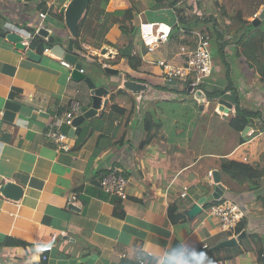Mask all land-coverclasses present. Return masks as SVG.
<instances>
[{"label": "crops", "instance_id": "obj_1", "mask_svg": "<svg viewBox=\"0 0 264 264\" xmlns=\"http://www.w3.org/2000/svg\"><path fill=\"white\" fill-rule=\"evenodd\" d=\"M68 1L0 0V264H43L38 247L46 245L53 251L44 264H140V259L163 264L178 245L206 253L213 264H259L257 252L264 245V20L248 34L245 46L218 41L216 51L212 48L215 68L200 88L230 87L228 92L237 93V104L255 113L249 126L254 134L245 138L243 131L229 125L236 106L226 114L208 97L203 111L197 112L194 92L179 82L166 84L156 64L162 59L181 65V46L194 47L196 33H206L210 22L196 26L188 21L177 26L175 21L170 41L176 43L169 48L162 43L158 47L162 55L153 57L148 49L144 52L146 46L138 43L135 32L125 36L124 26L114 18L132 9L136 14L133 24L140 34L141 23L153 22L148 19L149 11L163 9H151L152 0L136 1V5L133 0H90L78 23L74 51L81 55L78 62L84 73L97 87L109 90L103 97L109 102L82 123L80 134L71 135L72 148L63 151L46 133L52 126L63 125L60 116L72 101L91 108V89L84 80L73 79V70L61 63L64 59L45 50L37 54L31 41L42 21L39 14L46 9L49 37L60 38L59 45L68 48L72 34L61 13ZM197 1L206 8L207 19L215 16L219 21V33L229 30L225 20L236 17L242 5L240 0ZM258 1L246 0L242 19L254 21ZM41 4L44 8L39 9ZM165 10L176 16L173 10ZM12 32L26 41L29 38L25 50L7 39ZM130 35L132 57L142 56L139 68L127 62L130 57L116 56ZM30 50L39 57H30ZM98 62L103 68L118 69L114 75H120L121 82L106 73L92 76L86 63L97 67ZM126 76L147 85L143 95L123 87ZM176 92H189L184 102L191 105L187 113L188 121L192 120L186 127H178L175 118L169 120L172 108L166 104ZM112 105L134 108L133 123L127 126L125 118L119 120L109 109ZM148 113L154 117L151 131L144 122ZM197 115L198 124L191 126ZM150 134L154 138L144 145ZM114 166L126 171L127 199L101 186L103 176ZM215 171L226 187L220 199L212 197L215 185L209 173ZM6 183L23 188L19 199L4 194L1 188ZM184 186L186 200L180 197ZM202 197L207 199L201 215L193 221L171 222V205L180 204L185 210ZM219 200L237 203L245 211L246 242L244 237L237 246L215 248L238 236L222 230L208 213L209 205ZM204 244L209 248L203 249Z\"/></svg>", "mask_w": 264, "mask_h": 264}, {"label": "built area", "instance_id": "obj_2", "mask_svg": "<svg viewBox=\"0 0 264 264\" xmlns=\"http://www.w3.org/2000/svg\"><path fill=\"white\" fill-rule=\"evenodd\" d=\"M136 1L142 0H135V2ZM173 11L175 12V10ZM39 15L42 19L39 29L45 28L46 24L44 20L47 14L42 11ZM255 17H258V15L256 14ZM175 25H180L179 19L176 20ZM173 30L174 26L166 22H143L140 25L141 39L149 52L155 51L162 43L168 42ZM210 40L211 38L207 33L197 32L194 47L183 45L180 48L179 55L183 59L181 65H174L162 59L157 60L156 64L161 69V74L165 83L173 86L179 82L184 85L183 87L185 89H188L190 85L195 89L203 87L215 68ZM25 43L27 44V41ZM45 52L50 53V48L45 49ZM61 63L70 70H74L75 68L74 65L67 61L62 60ZM80 72L84 73V69L81 68ZM81 109L82 106L79 102L72 101L69 107L60 116L63 125L59 127L52 126L47 131L46 138L53 143L58 150L69 151L72 148L70 132L75 129L74 120L81 114ZM253 134L254 131L251 129L247 133L249 137H252ZM125 173L126 171L122 166H114L108 169L101 180V186L104 191L109 194L118 195L121 199H127L129 180ZM212 174V172L209 173L211 180H213ZM187 196V186H184L180 197L186 200ZM76 199L77 195L74 194L70 201L74 203ZM208 213L217 219L222 230L233 232L246 216L245 211L237 203L231 201L219 202L212 206ZM202 248L207 249L209 245L204 244ZM38 251L41 255V261L44 264L49 260L53 247L50 245L39 246ZM139 263L153 264L146 259H140Z\"/></svg>", "mask_w": 264, "mask_h": 264}, {"label": "water", "instance_id": "obj_3", "mask_svg": "<svg viewBox=\"0 0 264 264\" xmlns=\"http://www.w3.org/2000/svg\"><path fill=\"white\" fill-rule=\"evenodd\" d=\"M90 0H69L68 4L61 9V13L65 16L66 24L68 28L71 31L72 37L69 39V45L68 48L65 49L59 44H55L51 48V52L56 55L57 57L66 60L67 62L71 63L75 66L72 77L76 81H85L89 88L91 89V98H92V107L86 108L83 107L81 109V114L77 116L74 120V127L75 130L71 131V135H79L81 131V125L83 122H85L87 119H90L94 117L98 111L102 108L105 109L106 105L108 104L109 100L105 99L103 101V97L105 95L109 94V90L105 87H97L95 81L86 75L85 73H81L80 69L82 68V64L78 62L79 56L74 51V37H77L78 35V23L80 19L82 18L83 12L88 6ZM264 20V8L260 11V14L258 17H256L253 21L255 26H258L261 21ZM38 35L43 36L45 38L49 37L50 31L48 28H41L39 29ZM7 39L14 43L18 49L25 50L27 45L25 44V37L21 34H18L16 32L9 33L7 35ZM29 41V38H27ZM106 49H104L103 54H106ZM30 57L38 58L39 56L35 53H33L31 50L27 52ZM121 55L124 57H132L133 55V36H129L128 43L125 47H121L118 52L116 53V56ZM104 71L106 74L114 75L118 74L119 70L114 69L109 66L104 67ZM123 87L135 94H141L143 95L147 85L143 83H139L135 80H133L131 77L126 76ZM189 92H194V98L199 104V112L201 113L204 109L205 102L208 99L207 94L203 89H195L192 85L188 88ZM237 93L235 91L226 92L224 94H221L217 101V107L219 110L224 111L226 114H228L234 106L238 103ZM250 130V127L247 126L244 131L243 135L247 136L248 131ZM213 184L215 185L214 193L212 194V197L215 199H220L223 193L226 191V187L222 183L221 175L218 171H215L213 174ZM1 190L4 192L6 196H11L15 199H19L20 196L23 193V188L19 186L16 183H6ZM206 197H202L199 199L198 202L192 204L189 208L184 210V214L186 215L187 219L189 221H193L196 219L199 215L203 212V205L206 201ZM247 235L246 231H243L240 235L237 237H233L231 239H228L226 241H223L215 248H224V247H234L237 246L239 241H241L245 236Z\"/></svg>", "mask_w": 264, "mask_h": 264}, {"label": "trees", "instance_id": "obj_4", "mask_svg": "<svg viewBox=\"0 0 264 264\" xmlns=\"http://www.w3.org/2000/svg\"><path fill=\"white\" fill-rule=\"evenodd\" d=\"M152 1L154 2V4L151 6V9H154V10L163 9V10H165L168 8L171 10H175V14H176L177 18L179 19V21L181 23H183L185 25L188 24V21L193 22L196 26H199L201 24H205V22H210L208 24L207 28L205 29V31L210 36L211 40L215 39L219 42L226 41V43H229V44H231V43L241 44L242 43L243 46H245L246 45V42H245L246 37L248 36V34L250 32H252V30H254L253 21H249L248 19H242L241 18L242 15H244V13H245L244 8H243L244 7L243 4H245L246 0H240L242 5H240V7L238 8V14L236 15V17H232L228 20H225L226 24H229L230 26L228 27L229 30L223 31L222 33H219V31L216 29L217 23L219 21L217 19H215V16L214 17L211 16V18L207 19L206 18L207 17L206 16L207 15L206 8H204V9L201 8V6L197 2V0H188L183 5H180L179 0H152ZM133 2L135 5L137 4L135 2V0H133ZM263 5H264V0L258 1L257 5H256V9L253 12L254 16L256 15V12H258L260 7ZM40 7H43V5L42 4L39 5V9H40ZM222 9L225 11L227 9V7L222 6ZM42 10L44 12H47L46 9H42ZM59 16H61V15H59ZM135 18H136L135 12L132 9H128L123 17L114 18V21H115V23H118V24H121L122 26H124L123 33L125 36H128L130 33H134L137 30V26H135L133 24ZM129 21L131 23L128 24ZM0 34L2 35L1 31H0ZM225 34L228 35V37L225 36ZM47 39L48 40H46L45 37L37 34L36 38L31 41V49L36 50L37 54H43L45 48L53 47L55 44H59L61 42L60 38H58V37H47ZM43 42H45V44H43ZM142 45L144 46L143 41H142ZM223 47H224V45H221L220 48L223 49ZM144 52L147 53L146 47H145ZM76 54L79 56L78 53H76ZM129 60H130V65L133 68H139L142 64V56L141 55H136V56L130 57ZM97 64H98L97 65L98 67H101V69H103V67H102L103 64H101L99 62ZM115 76L118 78L117 82L120 83L121 82V76L120 75H112V77H115ZM231 89L232 88L227 87L226 90L225 89L221 90L220 95L228 92ZM213 93L214 94H212L211 97H209V95H207L211 100H214L216 98L215 92H213ZM109 109L117 115V118L119 120L122 118H125L127 126H128V124H131V122L133 123L134 114H135L134 108L132 110H126V109L119 107L118 105H112L109 107ZM103 116H105V115H103ZM252 116H255V113H252L251 111H249V110H247V109H245V108H243L237 104L235 115H234V117H231V119L229 121V125L233 129H235L236 131H238L240 133V132L244 131V129L247 126L252 125V123H251ZM144 122L148 128L150 127L149 131H151V129H152L151 127H154V125H155L153 115L148 113L144 118ZM149 136H150V138H148L144 142V145L147 144L148 142H150V140L152 138H154V135L150 134ZM81 144H83V143H81ZM219 202H221V200L214 202L212 206L218 204ZM209 206H210V208L212 207L211 205H209ZM119 214H121V213H119ZM168 216H169L171 222L174 224L187 220V217L184 214V209L182 206H180V204L171 205L169 210H168ZM245 230H246V223H245V220H242L240 222V224L236 227L233 234L239 235ZM248 239H249V236L245 237L243 239V241L246 242ZM261 241H263V239ZM236 248L238 249V247H236ZM238 250H240V249H238ZM257 257H258V263L264 264V245H263V243L261 244L260 249L257 252Z\"/></svg>", "mask_w": 264, "mask_h": 264}, {"label": "rangeland", "instance_id": "obj_5", "mask_svg": "<svg viewBox=\"0 0 264 264\" xmlns=\"http://www.w3.org/2000/svg\"><path fill=\"white\" fill-rule=\"evenodd\" d=\"M49 1H52V0H49ZM166 15H168V17ZM147 16H148V19L153 21V22H167L169 24H173L177 20V17L174 16L173 12L168 11V10H163V11H159V12L149 11ZM253 26H255L254 23H253ZM203 32H204V30H203ZM134 35H135V38L138 41V43L142 44V39H141V35L139 34V29L134 33ZM174 37L178 38L179 35L175 34ZM170 39L171 38H169V41L164 44V46H166L167 48H169L170 46H173L176 43V41L172 42V40L170 41ZM210 42H211V45L213 46L212 47L213 50L216 51L215 48L218 47V44H217L218 41L213 39V40H210ZM150 55L153 56V57H157V56H160L162 54H160V49L158 50V48H157L154 52H151ZM163 57H165V56H163ZM126 60L127 59H124V61H125L124 64H127ZM81 61H83V58H81ZM127 62L129 63V59L127 60ZM102 67H103V65H102ZM86 70L92 76L99 75L101 77H104V76H102L105 73L104 68L101 69V67H98V66L96 67V66H94L92 64L86 63ZM203 89L205 90L206 94L209 95V97H211V95L214 94L213 92H215L216 98L214 100H211V102L215 106L216 101H217V99H218V97L220 95L221 89H216V90H213V91L209 90L208 88H203ZM174 95H176L174 100H172L170 103L166 104V106L168 108H172V110H170L172 112V113L170 112V115H172V116L170 117L169 120L175 118L177 120V122H178V127L179 126L180 127H186L187 124L185 125V123L188 121V116H190L187 113V111L189 110L191 105H189L188 101L184 102V99L187 98V96L189 95V92H186L184 94L181 93V95L176 92ZM197 112H199V110H197ZM198 118H199L198 115L195 116V119H194L195 121L193 120L194 122H192L191 126H193L195 124H198V121H197ZM190 120H192V119L190 118L189 121Z\"/></svg>", "mask_w": 264, "mask_h": 264}, {"label": "clouds", "instance_id": "obj_6", "mask_svg": "<svg viewBox=\"0 0 264 264\" xmlns=\"http://www.w3.org/2000/svg\"><path fill=\"white\" fill-rule=\"evenodd\" d=\"M163 264H213V262L204 252H198L194 249L186 247L185 245H178L172 252L168 253L166 259L163 261Z\"/></svg>", "mask_w": 264, "mask_h": 264}]
</instances>
